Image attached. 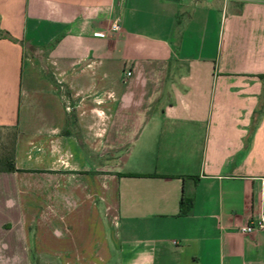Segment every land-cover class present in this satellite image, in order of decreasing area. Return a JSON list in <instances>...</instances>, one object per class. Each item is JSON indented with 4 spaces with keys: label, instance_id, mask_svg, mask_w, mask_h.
<instances>
[{
    "label": "crops",
    "instance_id": "obj_1",
    "mask_svg": "<svg viewBox=\"0 0 264 264\" xmlns=\"http://www.w3.org/2000/svg\"><path fill=\"white\" fill-rule=\"evenodd\" d=\"M0 153V264H264V0H0Z\"/></svg>",
    "mask_w": 264,
    "mask_h": 264
},
{
    "label": "built area",
    "instance_id": "obj_2",
    "mask_svg": "<svg viewBox=\"0 0 264 264\" xmlns=\"http://www.w3.org/2000/svg\"><path fill=\"white\" fill-rule=\"evenodd\" d=\"M120 30V24L118 23V21H114L110 27H109V31L111 33H116ZM105 34L103 32H95L94 36H104ZM126 76H130V73L127 72ZM240 232L241 233H245V234H252L255 232H259L262 234L263 238H264V213L262 215H260L255 221L243 226L240 228Z\"/></svg>",
    "mask_w": 264,
    "mask_h": 264
},
{
    "label": "trees",
    "instance_id": "obj_3",
    "mask_svg": "<svg viewBox=\"0 0 264 264\" xmlns=\"http://www.w3.org/2000/svg\"><path fill=\"white\" fill-rule=\"evenodd\" d=\"M14 167L8 163V167L4 171H13ZM192 208V200L182 197L179 203V216L187 215Z\"/></svg>",
    "mask_w": 264,
    "mask_h": 264
},
{
    "label": "rangeland",
    "instance_id": "obj_4",
    "mask_svg": "<svg viewBox=\"0 0 264 264\" xmlns=\"http://www.w3.org/2000/svg\"><path fill=\"white\" fill-rule=\"evenodd\" d=\"M0 155H4V154L0 153ZM51 264H56V263H51Z\"/></svg>",
    "mask_w": 264,
    "mask_h": 264
}]
</instances>
